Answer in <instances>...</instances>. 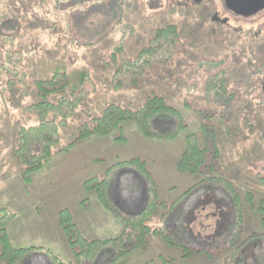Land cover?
I'll list each match as a JSON object with an SVG mask.
<instances>
[{"label":"rangeland","instance_id":"1","mask_svg":"<svg viewBox=\"0 0 264 264\" xmlns=\"http://www.w3.org/2000/svg\"><path fill=\"white\" fill-rule=\"evenodd\" d=\"M222 7L221 0H203L197 5L189 0H0V37L13 34L14 44L22 42L19 68L26 78L25 84L5 90L6 77L0 71V214L1 208L15 214L7 222L12 245L43 246L63 261H71L72 249L58 223V212L64 208L71 212L84 237L118 235L121 223L83 182L102 176L115 162L139 157L155 178L158 199L164 206L192 187L171 212L172 217L179 210L172 224L167 221L168 228L192 230L198 235L193 239L216 247L222 236L216 239L214 230L231 228L230 202L206 191V181L196 185L202 177L177 170L187 133H194L201 145L214 142L217 151L207 153V161L215 164L214 173L227 174L240 191L254 195L256 205L243 204V224L235 245L252 234L264 233V209L255 208L264 198V9L243 19ZM216 12L220 20L214 18ZM225 17L227 23L222 20ZM123 24L131 29H124ZM167 24L177 25L182 38L174 57L149 68L135 86L114 88L110 83L114 45L123 39L126 56L133 57L155 29ZM2 48L0 42V63L4 61ZM211 61L227 71L228 91L234 93L229 103L214 102V93L208 98L204 93V81L215 68L208 67L213 65ZM56 66L66 71L85 68L91 80L85 85V100L60 126V141L54 151L74 138L80 123L99 115L109 103L137 108L151 93L179 109L188 126L174 140L161 141L143 135L133 121H124L121 129L112 133L77 141L69 153H53L48 165L25 185L14 156L16 132L18 126L38 122L26 107L39 98L34 81L49 77ZM200 122L215 126L213 140L207 138L204 143ZM170 125L161 119L154 127ZM111 196L124 212L137 211L143 205L144 183L136 172L121 170ZM164 210L159 207L148 224L159 227ZM173 236L188 247L198 246ZM147 239V248L131 252L125 264H264V237L246 242L234 263L225 259L230 249L222 250L224 242L209 249V255L183 257L182 247L157 235L149 234ZM26 260V264H50L37 253Z\"/></svg>","mask_w":264,"mask_h":264},{"label":"trees","instance_id":"2","mask_svg":"<svg viewBox=\"0 0 264 264\" xmlns=\"http://www.w3.org/2000/svg\"><path fill=\"white\" fill-rule=\"evenodd\" d=\"M2 14L0 13V22ZM54 24V23H53ZM124 29H131L129 24H123ZM14 35H2L0 42L3 46L4 61L0 63V71L5 74L6 81L3 89L11 90L18 84H25V72L19 66L23 60L22 42L13 43ZM182 38L179 28L175 24L158 27L144 45L133 57L125 53L126 42L121 39L112 50L113 72L110 83L114 88L133 87L143 77L147 70L155 65L169 62L176 49L180 47ZM214 71L204 81V93L207 98L215 94L214 102L229 103L234 98V93L228 91V78L225 68L214 64ZM13 76L15 78H13ZM91 80L85 68L66 71L65 67L56 66L47 78L36 79L39 98L26 106L33 112L38 122L31 125L18 126L15 138L14 156L21 165V178L25 185H29L32 176L37 171L46 167L53 153H69L74 144L92 135H107L121 129V123L131 120L146 137L161 141L174 140L179 133L187 128L183 113L170 105L166 99L158 94L151 93L145 97L137 108L128 105L109 103L99 115L93 116L80 123L74 138L62 145L56 151L54 148L60 141L59 128L65 125L73 116L78 105L83 102L88 94L86 83ZM92 82V81H91ZM197 111V110H196ZM171 122L170 126L155 128L159 120ZM204 143L206 139H214L215 126L200 122ZM116 139H123L117 136ZM202 140V141H203ZM203 144L194 133H187L184 147L176 162L177 170L181 173L202 177L196 185L206 181L205 184L220 189L230 200L233 214L232 228L221 247L228 251L225 259L234 263L241 248L246 242L263 234H252L244 242L235 245V239L243 224L244 202L249 206L256 205L251 191H240L234 181L227 174H215L214 162L207 161V153L217 151L216 144L212 141ZM215 150V151H214ZM129 169L138 174L144 183L145 197L143 205L134 212H124L111 196V188L115 183L119 171ZM83 187L92 190L104 209L109 211L122 225L121 231L115 237L106 239H88L84 237L75 222L72 214L66 208L58 212V223L64 231L66 239L72 249L73 259L65 262L51 249L43 246H14L7 235V222L15 215L6 208H1L0 214V264H24L31 254H42L50 264H125L128 255L148 246L147 236L157 235L170 245L182 247L184 256L194 252L210 254L208 248L197 249L188 247L178 240L167 225L171 212L178 203L191 191L186 190L177 200L169 206L158 199L155 178L147 167L145 161L139 157L118 161L107 167L102 176H92L83 182ZM82 200L81 204L86 206ZM255 208L264 209V198L258 201ZM165 207L161 212L162 224L152 227L148 224L153 213L159 207ZM101 258V261L97 263ZM99 259V260H98Z\"/></svg>","mask_w":264,"mask_h":264},{"label":"crops","instance_id":"3","mask_svg":"<svg viewBox=\"0 0 264 264\" xmlns=\"http://www.w3.org/2000/svg\"><path fill=\"white\" fill-rule=\"evenodd\" d=\"M203 187H205L206 188V191L207 190H209V191H211V192H214V193H217V194H220V196H221V198L223 199V201L224 200H226V201H228L227 203H229L230 202V200H229V198L220 190V189H218V188H213L212 186H208L207 184H204V186ZM26 189V188H25ZM227 207H228V209H229V206L227 205ZM230 207H231V203H230ZM229 210H232V207L229 209ZM178 211L179 210H175L174 211V216H170L169 218H168V223L169 224H172V221H174L175 220V217H176V214L178 213ZM230 219V221H229V223H230V226H231V228H232V223H233V214H232V211H231V214H230V216H229V218H228V220ZM231 228H230V230H214V234H215V238L216 239H218V237H221L222 236V238H221V242H219V243H223L226 239H227V236L229 235V233H230V231H231ZM171 231V233H173V234H175L178 238H183L184 240H182V241H184V242H186L185 240H188V241H190V242H197L196 244H198V246H197V249H205V248H208V250L209 249H217L218 247H219V243H217V242H215V243H217V245H216V247H212V245H208V243H206V240H199V241H197V240H195V239H193V237H194V235H197V233H192V230H170ZM198 236V235H197ZM187 237V238H186ZM205 237L207 238L208 237V235H205ZM199 237H197V239H198ZM10 241V240H9ZM187 243V242H186ZM202 252H194V253H192L193 255H195V254H198V256H201L200 254H201ZM192 254H189V255H192ZM202 254H204V253H202ZM189 255H187V256H189ZM207 255H209V254H207ZM183 257H185L184 255H182ZM26 261L27 260H25L24 261V264H26ZM238 262V261H237ZM27 263H28V261H27Z\"/></svg>","mask_w":264,"mask_h":264},{"label":"water","instance_id":"4","mask_svg":"<svg viewBox=\"0 0 264 264\" xmlns=\"http://www.w3.org/2000/svg\"><path fill=\"white\" fill-rule=\"evenodd\" d=\"M227 7L236 14L250 16L264 7V0H224Z\"/></svg>","mask_w":264,"mask_h":264},{"label":"flooded vegetation","instance_id":"5","mask_svg":"<svg viewBox=\"0 0 264 264\" xmlns=\"http://www.w3.org/2000/svg\"><path fill=\"white\" fill-rule=\"evenodd\" d=\"M189 1H191V4H195V5H197L198 3H201L203 0H200V1H198V0H189ZM221 3H222V5H223L222 8H223L225 11L231 13L235 18H243V19L246 18V19H247V18H249V17H253L256 13H258V12H260L261 10L264 9V7H263V9H260V10L257 11L255 14L250 15V16H242V15L236 14L234 11H232L231 9H229V8L227 7L226 3L224 2V0H221ZM216 13H217V16L214 15V13H213L214 18H216L217 20H220V19H218V17H219L218 12H216ZM222 20H224L226 23H227V21H228L226 17L223 18Z\"/></svg>","mask_w":264,"mask_h":264}]
</instances>
